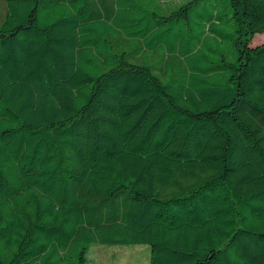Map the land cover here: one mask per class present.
<instances>
[{
	"label": "trees",
	"instance_id": "obj_1",
	"mask_svg": "<svg viewBox=\"0 0 264 264\" xmlns=\"http://www.w3.org/2000/svg\"><path fill=\"white\" fill-rule=\"evenodd\" d=\"M0 1V264H264V0Z\"/></svg>",
	"mask_w": 264,
	"mask_h": 264
},
{
	"label": "rangeland",
	"instance_id": "obj_2",
	"mask_svg": "<svg viewBox=\"0 0 264 264\" xmlns=\"http://www.w3.org/2000/svg\"><path fill=\"white\" fill-rule=\"evenodd\" d=\"M3 1H0V13L4 10ZM264 43V33L257 34L251 42V45H258ZM223 50L230 60L236 57V50L232 42L224 43ZM146 245L138 246H115V247H102L97 246L94 248L93 257L96 264H148L143 251Z\"/></svg>",
	"mask_w": 264,
	"mask_h": 264
}]
</instances>
